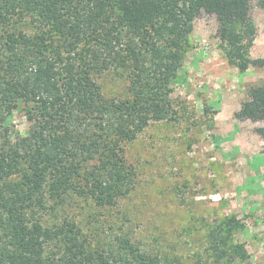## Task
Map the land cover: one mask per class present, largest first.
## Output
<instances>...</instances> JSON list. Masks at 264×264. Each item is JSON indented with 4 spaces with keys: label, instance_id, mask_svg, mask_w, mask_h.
I'll return each mask as SVG.
<instances>
[{
    "label": "trees",
    "instance_id": "obj_1",
    "mask_svg": "<svg viewBox=\"0 0 264 264\" xmlns=\"http://www.w3.org/2000/svg\"><path fill=\"white\" fill-rule=\"evenodd\" d=\"M253 0H0V264H166L128 234L87 232L85 207H114L134 186L124 146L174 113L171 81L199 14L222 20L227 61L264 66L247 55L255 37ZM112 72L125 95H107ZM22 105L30 123H9ZM264 122V82L234 112ZM254 131L264 142V125ZM264 152V143L262 145ZM208 230L216 264L248 259L226 229Z\"/></svg>",
    "mask_w": 264,
    "mask_h": 264
},
{
    "label": "rangeland",
    "instance_id": "obj_2",
    "mask_svg": "<svg viewBox=\"0 0 264 264\" xmlns=\"http://www.w3.org/2000/svg\"><path fill=\"white\" fill-rule=\"evenodd\" d=\"M249 15L256 31L247 55L264 57V0H253ZM221 22L204 13L191 22L189 46L170 84L173 116L151 122L125 144L134 186L114 207L77 210L87 232L104 240L126 233L166 264H216L206 235L234 218L237 226L226 233L248 253L235 264H264V154L251 134L264 122L234 120L249 89L264 82V66L241 71L227 61ZM98 82L107 95L127 92V80L115 73ZM8 123L27 134L22 105Z\"/></svg>",
    "mask_w": 264,
    "mask_h": 264
},
{
    "label": "crops",
    "instance_id": "obj_3",
    "mask_svg": "<svg viewBox=\"0 0 264 264\" xmlns=\"http://www.w3.org/2000/svg\"><path fill=\"white\" fill-rule=\"evenodd\" d=\"M237 111V110H236ZM234 120H236V121H245V120H249V119H245V120H239V119H237V118H235L234 117ZM251 121V120H250ZM243 133V132H242ZM251 134L253 135V137H255V138H257V141H258V147H259V149H261V151H262V145H263V140L260 138V136L254 131V132H252L251 131ZM246 138V137H245ZM248 140L246 139V142H247ZM262 153L264 154V152L262 151Z\"/></svg>",
    "mask_w": 264,
    "mask_h": 264
}]
</instances>
